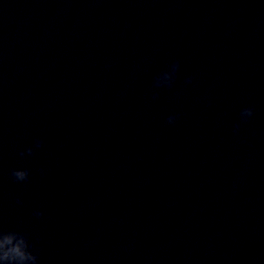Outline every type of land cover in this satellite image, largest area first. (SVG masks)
<instances>
[{"label":"clouds","instance_id":"9594fccd","mask_svg":"<svg viewBox=\"0 0 264 264\" xmlns=\"http://www.w3.org/2000/svg\"><path fill=\"white\" fill-rule=\"evenodd\" d=\"M180 62H173L169 69L160 73L155 77L154 87L155 88H172L177 74L180 71ZM193 77L189 76L186 78V84H191ZM158 97V93L153 94V99ZM254 115V108L244 107L241 109L240 117L244 122H247ZM178 119V114L170 115L168 117L169 124H175ZM241 124L237 122L234 126V131L239 132ZM43 141L37 140L35 148H42ZM34 154V148L32 146L27 147L24 151L20 152V156ZM12 177L17 182H24L29 179V169H14L11 172ZM17 203L22 204L21 200H17ZM33 215L37 218L43 217V211H34ZM34 245L31 242L29 236L21 231L15 230H4L0 227V264H40V256L34 250Z\"/></svg>","mask_w":264,"mask_h":264}]
</instances>
